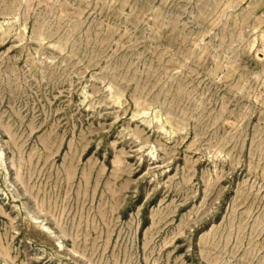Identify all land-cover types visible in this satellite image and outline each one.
I'll return each mask as SVG.
<instances>
[{
    "label": "rangeland",
    "instance_id": "374dc122",
    "mask_svg": "<svg viewBox=\"0 0 264 264\" xmlns=\"http://www.w3.org/2000/svg\"><path fill=\"white\" fill-rule=\"evenodd\" d=\"M263 51L264 0H0V264H264Z\"/></svg>",
    "mask_w": 264,
    "mask_h": 264
},
{
    "label": "bare ground",
    "instance_id": "6f19581e",
    "mask_svg": "<svg viewBox=\"0 0 264 264\" xmlns=\"http://www.w3.org/2000/svg\"><path fill=\"white\" fill-rule=\"evenodd\" d=\"M260 55H262L263 59H264V51L262 53H260ZM45 228V227H44ZM47 229V228H46Z\"/></svg>",
    "mask_w": 264,
    "mask_h": 264
}]
</instances>
